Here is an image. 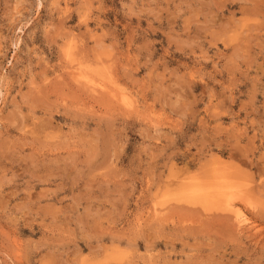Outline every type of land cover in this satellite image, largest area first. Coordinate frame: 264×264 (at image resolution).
<instances>
[{"label": "rangeland", "instance_id": "1", "mask_svg": "<svg viewBox=\"0 0 264 264\" xmlns=\"http://www.w3.org/2000/svg\"><path fill=\"white\" fill-rule=\"evenodd\" d=\"M0 264H264V0H0Z\"/></svg>", "mask_w": 264, "mask_h": 264}, {"label": "bare ground", "instance_id": "2", "mask_svg": "<svg viewBox=\"0 0 264 264\" xmlns=\"http://www.w3.org/2000/svg\"><path fill=\"white\" fill-rule=\"evenodd\" d=\"M87 78H89L87 76ZM84 81V86L89 89L91 86H93L94 82H92L91 78L89 79H83ZM83 83V81H82ZM93 83V84H92ZM107 83V82H106ZM97 87V86H96ZM92 88V87H91ZM229 180L223 177H218L216 179H207V182L198 184L196 186V189L192 190L191 195L195 199H201V200H209V201H219L221 202L224 201L227 203L228 208H232V204L234 203V198L233 194L235 195L234 190L230 189L233 194L230 193L229 195ZM238 196V195H237ZM239 197V196H238ZM230 210V209H229Z\"/></svg>", "mask_w": 264, "mask_h": 264}]
</instances>
